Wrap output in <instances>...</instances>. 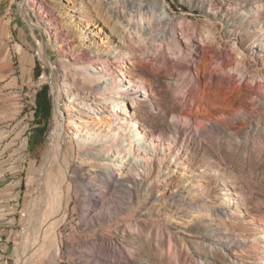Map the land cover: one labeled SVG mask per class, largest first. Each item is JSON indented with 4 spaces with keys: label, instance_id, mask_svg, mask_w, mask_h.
Returning a JSON list of instances; mask_svg holds the SVG:
<instances>
[{
    "label": "rangeland",
    "instance_id": "374dc122",
    "mask_svg": "<svg viewBox=\"0 0 264 264\" xmlns=\"http://www.w3.org/2000/svg\"><path fill=\"white\" fill-rule=\"evenodd\" d=\"M40 2L56 14L57 32L62 33L65 46L71 45V49L65 48L68 57H60V44L54 39L56 29L48 26L47 18L35 5L29 0H0V264H18L23 254L21 243L29 212L34 200L47 192L50 160L54 158L51 138L60 123L59 113L67 140L64 156L71 163L69 174L74 180L69 184V219L63 227V254L68 264H87L88 260L98 264L96 257L70 250L73 234L79 230L92 237L104 231L116 238L128 262L178 264V252L183 249L186 264H264V175L250 172L246 166L244 157L249 150H256L254 143L247 144L245 156L238 155L232 144H241L264 127V0H134L133 9L127 0H93L105 14L112 15L111 24L118 26L122 37L110 28L99 31L94 25L87 27L88 34L83 35L80 26L85 22L79 17L83 13L74 6L77 0ZM164 11L168 18L158 21ZM91 29L105 38H98V44L89 42L95 35ZM192 31L197 35V44L214 41L222 50L214 60L211 54L202 59L201 52L195 53L203 61L202 90L213 80L223 79L226 84L227 75L233 73L237 79L244 73L252 86L261 81L260 86L253 92L248 84L235 98L231 92L224 94V90L204 92L198 98L194 90L198 81L194 79V49L187 46ZM109 40L114 42L115 56L120 61L113 69L119 71L124 54H128L130 69L124 80H135L139 86L129 84L130 97L122 99L118 111L112 104L106 105L98 91L90 87H80L74 94L73 85L63 76L73 50L86 52ZM169 42L179 48L173 50ZM217 60L223 65H217ZM68 73L74 77L71 69ZM58 88L63 89L60 110ZM45 100L52 103V111L47 118L49 125L40 135L39 128L44 126L39 124L36 110ZM261 106L263 110L256 113ZM106 111L114 113L118 123L127 117L134 120L151 142L148 154L142 162H132L129 173L120 171L119 165H111L108 155H96L93 145L84 149L78 145L79 135L86 132L82 121L77 122L79 118L95 132L96 114ZM71 116L75 122L70 125ZM248 119L251 123L247 125L238 122ZM79 126L83 131L75 135ZM31 137L35 140L32 148ZM25 139L27 148L22 151L19 147ZM128 143H124L127 148ZM90 171L99 175L112 172L118 185L110 186L111 190L129 191L121 199L127 208H117L118 218L104 225L92 219V204L80 195L88 191L84 183ZM77 184L78 192L73 191ZM43 205L35 218L42 217ZM87 215L89 224L80 227ZM148 225L157 227L158 237L165 236L161 233L164 229L168 243L161 250L153 249L152 255L139 250L143 241L129 240L131 233H146L143 226ZM233 238L240 246L231 243ZM60 249L56 251L58 258L38 264H64ZM167 253L171 258L162 261Z\"/></svg>",
    "mask_w": 264,
    "mask_h": 264
},
{
    "label": "bare ground",
    "instance_id": "6f19581e",
    "mask_svg": "<svg viewBox=\"0 0 264 264\" xmlns=\"http://www.w3.org/2000/svg\"><path fill=\"white\" fill-rule=\"evenodd\" d=\"M29 2L30 5L32 6L35 5L39 9L41 16L45 15V17L47 18L48 26L51 27L54 26L53 29L54 30L56 29L55 30L56 32L54 34V39L58 41L60 44L58 49L60 57L62 58L68 57L69 52H67L65 48L67 47L68 49L69 48L71 49L70 47L71 45L67 43V46H65L64 44L65 39L62 33L57 32L59 28L58 26L56 27V25L59 23V20L56 17V14L52 12L49 5L41 3L40 0H29ZM94 2L93 0H77V2H74V4H76L74 5L75 8H79L78 12L83 13L80 14L79 16L80 20L85 22V24L83 23L80 26V29L83 32L82 34L83 35L88 34L87 31L85 32V30H87V27L90 28V26L94 25L93 27H96L99 31L105 30L106 27L110 28L112 33H115L117 35L119 33L118 37H122V35H120V32L118 31V26L111 24V19L109 16L112 15H109L108 13L105 14V12L102 11V9H100L101 7L99 8V5H97L98 2L96 4ZM134 4H135L134 0H127L128 7L133 9L136 7ZM167 18H168V12L164 11L161 13L160 17L158 18V21H162ZM155 26L156 25L154 23L152 27L154 28ZM91 30L92 32L94 31L95 35H93L94 36L93 39H89V42H94L95 44H98L96 43L98 38L101 39L105 38L102 37L101 33L98 34L95 33L96 32L95 29H91ZM193 31L188 36L189 43H187V46L189 49L191 48L194 49L193 50L194 58H195L194 64H196V72L194 71V79L196 78L198 79V81L194 85V90L197 91L198 98L204 92H206V94H214L217 91H221V90L222 91L224 90V94L226 95L227 92H231L232 94H234L231 95L232 98H235L234 96H236L237 93H241L242 90H244L247 86L250 85L244 73L242 74V77L240 79L236 78L237 77L236 73L228 74L227 75L228 81H226L227 82L226 84L223 79L220 80L219 82H215L213 80V82H211L210 85L207 86L208 88H205L206 90H202L204 89L202 88L203 85H202V74H201L203 72L201 66V63L203 61L200 62L197 59L195 53L201 52L202 59H204L208 54L209 55L211 54L212 56L211 58L212 60H214V58L215 59L218 58V55L221 54L222 50L216 47L215 45L216 42L214 43V41L212 42V44L210 43L207 44V41H205L204 46L201 44H197L196 43L197 35H195ZM103 33L106 32L104 31ZM171 42L173 41L171 40ZM177 46L172 43L170 48L174 50ZM114 47H115L114 42H112V40H109L106 43L100 45L96 49L89 47V49L86 52H78V50L77 51L73 50L72 51L73 57L70 59V62L66 65L63 76L65 81L67 80V82L70 83V86L73 85L75 91L74 94L77 93L76 89L80 87H86V88L90 87V89L93 90L95 89L98 91L100 95V99L102 96L103 97L102 99L105 100L106 105L112 104L115 107V109L118 111V108L120 107L122 102H124L122 101V99L125 100L130 97L129 84L136 87L139 86L135 84L136 82L135 80H129L128 83L126 82V80H124V76L125 77L128 76L130 69L129 63L126 59L129 56L128 54H124L123 56V61L121 63V65L122 64L123 65L121 69L119 71L113 69L114 65L120 64V61L115 56ZM235 50L238 52L239 55L242 54L239 48H235ZM181 51L184 52L183 47L181 48ZM217 65L222 66L223 62L220 60ZM92 68L94 69L92 70ZM69 69H71L72 72H74V77H72L68 73ZM239 71L241 72V70ZM260 82L257 80L253 86L250 85L252 86L253 92L256 90L258 86H260V84L262 83ZM62 88H58L60 92V96H58L59 110L61 103L60 98L62 97V93H63ZM234 103H240V102L235 101ZM262 108H263L262 106L259 107V110H257L256 113H259L261 110H263ZM59 114L62 115L61 113ZM59 116L58 118L60 123L58 124V128H56L55 131L53 132L51 138L54 158L53 160H50L51 170L47 176L46 186L44 185L47 188L46 189L47 192L44 194V196L39 195L41 196V199L36 197L37 199L34 200L35 201L34 206L32 210L29 212L30 220L26 223V226L24 225L25 234L23 237L24 239L21 243L23 248V254L20 256L18 260V264H38L43 262L47 258L49 259L52 258L53 260H55L56 258H58L57 257L58 254L56 252L58 248L59 249L61 248L60 249L61 253L59 255L60 259L63 260L64 264L69 263V261H67L66 258H64V254H63V246L65 245L63 227H64V222L68 221L69 219V215H67L68 214L67 212L71 206L70 193H72L71 192L72 188L69 187V184L74 180H72V176L69 174L71 170V163L69 164L68 158L64 156V144H66L67 140L64 133L65 130H63L64 123L61 122L63 118ZM80 121H82L81 122L82 128L86 129V132L82 134L81 132L83 131V129H80L81 127L79 126L78 129L79 131L77 130L75 134V135H79V132L81 133L78 139V145L80 149H84L88 145H93V149L97 150L96 155L98 154L108 155V157L112 158L111 160L113 161V163L110 164L111 165L115 164V166L119 165L120 171L123 170L124 172L129 173L130 170H132V166L130 164L134 161H136L137 163L142 162V160L145 158V155L148 154L146 152L149 151V147H151V142L146 140V138L143 135V132L140 130V127L137 125V123L132 119L128 120V117L127 119L125 118L123 122L118 123L116 116H114V113L112 114L106 111L104 112V114L103 113L96 114L94 122L96 123L95 125H97L98 128L94 129L95 132L90 131L91 129L90 124H88L86 120H83L82 117H80L79 121L77 122ZM74 122H75L74 116H71L69 124L71 125ZM238 122L241 125H247L251 123V120L250 119L241 120ZM104 131H106L105 134L101 136V134L104 133ZM256 133L257 134H255L254 136L250 135L249 138H246V141L244 140L243 142L242 141L240 142V140L238 139L241 144L236 143L234 141L232 142V144H234L235 147L238 149L237 150L238 155L245 156V150H247V144L254 143L256 145L255 147L256 150H249L247 152V157H244L246 159V166L250 168V172L258 174L257 172L260 171L261 174L264 175V127L262 126L258 128L256 130ZM124 137H126L125 138L126 143L127 141L129 142L127 144L129 146L128 147L129 149L125 147L126 146L124 145L125 141H120ZM234 140L236 139L234 138ZM21 143L22 144L19 147V149L23 151L27 148V140L25 139ZM114 148L117 149V151H115ZM61 153H63V155H61L59 158V155ZM65 154H66V150H65ZM117 161L121 162V165L119 163L117 164ZM126 161H128L127 165H126ZM90 172L88 178L95 179V181L86 178L84 184L87 185L88 191H86L85 193L80 192V195L86 197L88 202L92 204V208L90 211L91 214L93 215L92 219H95L97 224L100 223L101 225H104L118 218L117 217L118 215H116L115 213V210L117 208H121V209L127 208L123 204V201H121V199L126 198V195L124 193H128L129 191L118 188H116L115 190H111L112 186L118 184L116 183L117 180L113 178V173L110 171H107V174L104 173L103 175L94 174ZM121 185L122 184H119V186ZM103 187H107L109 189L105 190ZM78 188H79V184L75 186L73 191L78 192ZM108 202H109V207L107 206ZM43 203H45V209L43 211L42 217L35 218V216H37L38 213L40 212L39 210L42 207H44ZM98 205H100V208L99 210L98 209L96 210ZM89 219H90L89 215L83 218V220L80 223V227L87 226L90 222ZM143 227L144 230L146 231V233H144L145 235L140 234L139 236H137L136 233L129 234L130 241L137 242L136 239H138L139 241H143L141 242L139 249L142 254L152 255L153 249H160L164 247V245L168 244L166 231L164 229H161V233L165 234V236L158 237L157 234L158 229L156 226L148 225ZM215 232L219 234L220 230H216ZM73 235L75 236V238L72 239L73 246L71 247L70 250L73 252H81L82 255L94 256L96 257L97 259L96 262H98V264H147L141 261L128 262L126 260L127 257L125 255L124 250H122L117 245L116 243L117 241L115 242L116 238L110 237L108 234L104 233V231L97 232L96 237H92L91 234L89 232H86L85 230H79V233H75ZM231 243L235 246H240V242L238 241V239L236 240V238H233L231 240ZM85 248H87L88 250L86 251ZM178 253H179V259L177 263L186 264L187 258L185 257V253L183 249H179ZM170 254L169 253L164 254L163 257L161 258L162 261H168L171 258ZM261 259L263 260L264 258ZM87 264H94V261L88 260Z\"/></svg>",
    "mask_w": 264,
    "mask_h": 264
},
{
    "label": "trees",
    "instance_id": "16d2710c",
    "mask_svg": "<svg viewBox=\"0 0 264 264\" xmlns=\"http://www.w3.org/2000/svg\"><path fill=\"white\" fill-rule=\"evenodd\" d=\"M51 111H52V103L50 101L45 100V101L40 102L39 107L36 110V118L40 117V118H38V119H40V120H38L39 124L40 125L43 124V126H44L43 128H39L40 131H38V133L40 135H43V132L47 129V127L49 125V120L47 118L50 116ZM41 119L44 121H42ZM33 146H35V140H33V137H31L30 138V147L32 148Z\"/></svg>",
    "mask_w": 264,
    "mask_h": 264
}]
</instances>
